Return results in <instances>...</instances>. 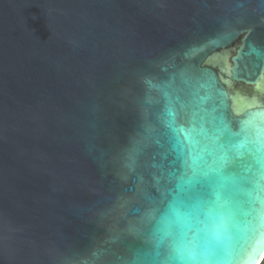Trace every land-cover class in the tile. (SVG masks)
Wrapping results in <instances>:
<instances>
[{
  "label": "water",
  "instance_id": "water-1",
  "mask_svg": "<svg viewBox=\"0 0 264 264\" xmlns=\"http://www.w3.org/2000/svg\"><path fill=\"white\" fill-rule=\"evenodd\" d=\"M196 93L234 130L250 122L229 169L249 195L197 264H260L264 0H0V264H174L212 227L164 218L162 117L192 127Z\"/></svg>",
  "mask_w": 264,
  "mask_h": 264
},
{
  "label": "snow or ice",
  "instance_id": "snow-or-ice-1",
  "mask_svg": "<svg viewBox=\"0 0 264 264\" xmlns=\"http://www.w3.org/2000/svg\"><path fill=\"white\" fill-rule=\"evenodd\" d=\"M201 87L205 86L201 85ZM165 95L167 96L168 93L165 92ZM195 95L198 110L193 112L192 127L178 128L176 112L171 107L165 110L162 117L164 127L167 129L165 135L175 154L173 170L167 174L169 181H174V187L162 192V196L168 201V212L164 218L196 219L198 223L211 221L212 227L199 241H190L189 247H174L168 255V259L174 264H197L198 261L208 259L197 251L199 244L202 242L206 247H211L213 240L221 232H228L230 223L235 219L236 211L241 208L240 197L249 195L242 186L244 178L237 177L229 169L235 159L243 155L238 150L243 148L247 141L240 138L245 134L250 122H243L238 129L234 130L224 118L215 115L216 108L209 110L204 107L211 99L210 95L198 93ZM208 115H211L213 122L218 121L216 129L218 135L212 137L211 142H207L209 137L205 126V117ZM195 117H199V127L195 126ZM225 133L229 147L237 150L235 158L230 157L224 150L223 143H219ZM218 144L219 147H217ZM255 151L259 154L257 163L260 166L258 181L260 183L264 182V140L257 141ZM200 216L204 217V221L200 220ZM170 235V232L165 231L158 236L157 255L160 254L159 248Z\"/></svg>",
  "mask_w": 264,
  "mask_h": 264
},
{
  "label": "trees",
  "instance_id": "trees-1",
  "mask_svg": "<svg viewBox=\"0 0 264 264\" xmlns=\"http://www.w3.org/2000/svg\"><path fill=\"white\" fill-rule=\"evenodd\" d=\"M260 264H264V258H263V260L261 261V263Z\"/></svg>",
  "mask_w": 264,
  "mask_h": 264
},
{
  "label": "clouds",
  "instance_id": "clouds-1",
  "mask_svg": "<svg viewBox=\"0 0 264 264\" xmlns=\"http://www.w3.org/2000/svg\"><path fill=\"white\" fill-rule=\"evenodd\" d=\"M262 260V259H261Z\"/></svg>",
  "mask_w": 264,
  "mask_h": 264
}]
</instances>
